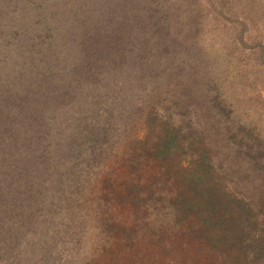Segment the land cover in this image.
<instances>
[{
    "label": "trees",
    "instance_id": "16d2710c",
    "mask_svg": "<svg viewBox=\"0 0 264 264\" xmlns=\"http://www.w3.org/2000/svg\"><path fill=\"white\" fill-rule=\"evenodd\" d=\"M227 14L0 0V264H264V145L197 37Z\"/></svg>",
    "mask_w": 264,
    "mask_h": 264
},
{
    "label": "rangeland",
    "instance_id": "374dc122",
    "mask_svg": "<svg viewBox=\"0 0 264 264\" xmlns=\"http://www.w3.org/2000/svg\"><path fill=\"white\" fill-rule=\"evenodd\" d=\"M224 3L232 13L226 15L227 33L220 30V24H213L202 28L199 31L201 36L197 37L208 47L207 57L211 60L215 84L222 90L227 87L222 92L226 96V104L236 112V121L264 145V0H224ZM188 6L190 4L181 9L185 10V15L190 13ZM170 13L173 17L178 16L166 9V16ZM235 17L236 20L242 18L247 21L245 31L249 46L240 47L231 37L235 34ZM258 39L263 48L262 57L257 60L254 55L258 52L255 44ZM181 45L187 46L188 42ZM189 49L194 50L192 47ZM200 52H206L205 48L201 47Z\"/></svg>",
    "mask_w": 264,
    "mask_h": 264
}]
</instances>
